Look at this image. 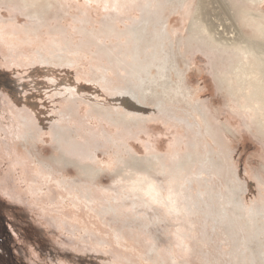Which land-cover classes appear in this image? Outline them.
I'll return each mask as SVG.
<instances>
[{
  "label": "rangeland",
  "instance_id": "1",
  "mask_svg": "<svg viewBox=\"0 0 264 264\" xmlns=\"http://www.w3.org/2000/svg\"><path fill=\"white\" fill-rule=\"evenodd\" d=\"M254 14L0 0V264H264V104L232 68L264 66Z\"/></svg>",
  "mask_w": 264,
  "mask_h": 264
},
{
  "label": "bare ground",
  "instance_id": "2",
  "mask_svg": "<svg viewBox=\"0 0 264 264\" xmlns=\"http://www.w3.org/2000/svg\"><path fill=\"white\" fill-rule=\"evenodd\" d=\"M261 1H263V0H261ZM28 5L30 8L32 7V5L30 3H28ZM254 15L257 19L263 20L262 23H260V29H261V34L264 35V17H262L259 14H254ZM212 39H214V38H212ZM235 51H239L238 48H236ZM242 56H243V58H245L246 53L243 52ZM245 66H248V69H246V71L243 69L242 72L239 73V71L242 68H244ZM232 68L235 71V72H233L234 76L240 78V80H238V82H237V87H236L237 90L240 91V94L242 97H245V100H247L248 104L250 106H253L254 110H257V108H260V106L258 105L259 101H261V103L264 104V66L262 64L257 65L255 63L248 61V60L247 61H240L239 60L238 65H235ZM247 78H252V80H247ZM227 85H228V88L232 89V87H230V82H227ZM257 124H258L259 128L264 129V112L257 114ZM257 130H259V129H257ZM153 188L155 189V186H153L152 189ZM154 191L155 190L150 191L151 194H149V195L154 197V194H156Z\"/></svg>",
  "mask_w": 264,
  "mask_h": 264
},
{
  "label": "flooded vegetation",
  "instance_id": "3",
  "mask_svg": "<svg viewBox=\"0 0 264 264\" xmlns=\"http://www.w3.org/2000/svg\"><path fill=\"white\" fill-rule=\"evenodd\" d=\"M1 249V248H0ZM1 253V252H0Z\"/></svg>",
  "mask_w": 264,
  "mask_h": 264
}]
</instances>
